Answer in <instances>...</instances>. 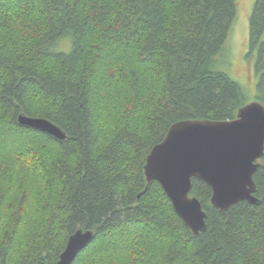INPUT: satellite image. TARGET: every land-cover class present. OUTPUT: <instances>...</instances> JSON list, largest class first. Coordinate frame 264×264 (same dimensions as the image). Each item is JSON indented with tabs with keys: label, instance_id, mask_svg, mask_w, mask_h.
I'll return each instance as SVG.
<instances>
[{
	"label": "trees",
	"instance_id": "1",
	"mask_svg": "<svg viewBox=\"0 0 264 264\" xmlns=\"http://www.w3.org/2000/svg\"><path fill=\"white\" fill-rule=\"evenodd\" d=\"M237 14L238 0H0V264H58L79 228L95 238L72 264H264V156L257 204L220 210L193 178L199 235L145 175L172 124L232 119L245 104L218 69ZM263 33L256 0L262 102ZM21 112L67 139L20 125Z\"/></svg>",
	"mask_w": 264,
	"mask_h": 264
},
{
	"label": "water",
	"instance_id": "2",
	"mask_svg": "<svg viewBox=\"0 0 264 264\" xmlns=\"http://www.w3.org/2000/svg\"><path fill=\"white\" fill-rule=\"evenodd\" d=\"M18 122L58 141L67 139L62 127L46 117L22 112ZM263 156L264 102L255 100L240 107L232 119H187L172 124L146 158L147 188L153 181L160 183L177 214L199 235L207 229V212L199 198L191 195L193 178L211 187V203L220 210L240 201L257 204L254 174ZM94 238L93 229H77L58 264H72Z\"/></svg>",
	"mask_w": 264,
	"mask_h": 264
},
{
	"label": "rangeland",
	"instance_id": "3",
	"mask_svg": "<svg viewBox=\"0 0 264 264\" xmlns=\"http://www.w3.org/2000/svg\"><path fill=\"white\" fill-rule=\"evenodd\" d=\"M255 3L256 0H238L237 19L226 45L228 53H223L218 59V69L228 73L240 84L245 104L259 100L258 83L263 74L257 67L260 45L254 48L249 45L250 17ZM260 40L261 43L264 41V33ZM69 42L62 41L60 47L70 51L71 40Z\"/></svg>",
	"mask_w": 264,
	"mask_h": 264
},
{
	"label": "bare ground",
	"instance_id": "4",
	"mask_svg": "<svg viewBox=\"0 0 264 264\" xmlns=\"http://www.w3.org/2000/svg\"><path fill=\"white\" fill-rule=\"evenodd\" d=\"M260 101V100H259ZM22 113V112H21ZM20 114V113H19ZM17 120H18V117H17ZM19 123V122H18ZM54 138V137H53ZM57 140V139H56ZM74 233V232H73Z\"/></svg>",
	"mask_w": 264,
	"mask_h": 264
}]
</instances>
